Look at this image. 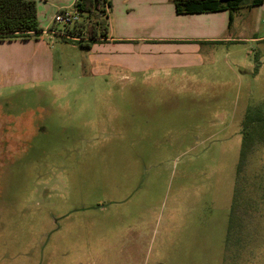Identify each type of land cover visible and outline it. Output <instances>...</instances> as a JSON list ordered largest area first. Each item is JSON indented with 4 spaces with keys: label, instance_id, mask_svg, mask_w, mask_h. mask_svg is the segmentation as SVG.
Segmentation results:
<instances>
[{
    "label": "rangeland",
    "instance_id": "374dc122",
    "mask_svg": "<svg viewBox=\"0 0 264 264\" xmlns=\"http://www.w3.org/2000/svg\"><path fill=\"white\" fill-rule=\"evenodd\" d=\"M0 43V264H264V143L228 219L264 62L172 81L59 35Z\"/></svg>",
    "mask_w": 264,
    "mask_h": 264
},
{
    "label": "crops",
    "instance_id": "0c3cea01",
    "mask_svg": "<svg viewBox=\"0 0 264 264\" xmlns=\"http://www.w3.org/2000/svg\"><path fill=\"white\" fill-rule=\"evenodd\" d=\"M35 1L42 28L39 37L45 33L58 36L53 14L70 8L75 0ZM109 1L106 36L85 48L95 52L93 64L102 66L103 71L162 76L172 81L181 77L190 82L198 68L213 71L211 66L218 61L230 62L232 71L252 54L254 65L264 62L262 54L249 50L245 56L240 49L245 43L264 42V33H259L264 0L257 6L242 5L231 14L228 10L178 13L173 0ZM47 18L52 24L45 22Z\"/></svg>",
    "mask_w": 264,
    "mask_h": 264
},
{
    "label": "trees",
    "instance_id": "16d2710c",
    "mask_svg": "<svg viewBox=\"0 0 264 264\" xmlns=\"http://www.w3.org/2000/svg\"><path fill=\"white\" fill-rule=\"evenodd\" d=\"M262 2L263 0H173L178 13L228 10L231 14L242 5L257 6ZM109 6V0H76L73 7L80 17L85 14L87 19L65 27L60 37L64 41L75 42L82 48H89L91 43L106 36L108 29L106 9ZM41 32L35 0H0V41L37 38ZM262 143H264V100L248 107L242 119L241 148L235 171L233 202L228 216L229 225L232 222L233 209L241 194V172L249 156ZM229 231L230 229L225 243L230 241L232 232Z\"/></svg>",
    "mask_w": 264,
    "mask_h": 264
},
{
    "label": "built area",
    "instance_id": "2783aa9c",
    "mask_svg": "<svg viewBox=\"0 0 264 264\" xmlns=\"http://www.w3.org/2000/svg\"><path fill=\"white\" fill-rule=\"evenodd\" d=\"M79 20V13L73 6L57 10L52 17L54 25H61L64 27L73 26ZM261 22L264 23V16L261 18ZM59 35L62 36V33H59Z\"/></svg>",
    "mask_w": 264,
    "mask_h": 264
}]
</instances>
